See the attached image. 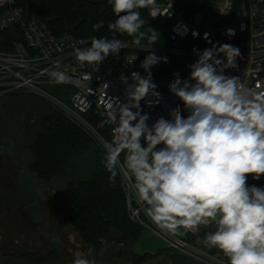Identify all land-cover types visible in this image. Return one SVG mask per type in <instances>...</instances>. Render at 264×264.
<instances>
[{
  "label": "clouds",
  "instance_id": "obj_1",
  "mask_svg": "<svg viewBox=\"0 0 264 264\" xmlns=\"http://www.w3.org/2000/svg\"><path fill=\"white\" fill-rule=\"evenodd\" d=\"M117 19L107 27L113 38L93 37L90 47L75 48L81 66L100 65L109 55L118 56L126 48L146 51L140 64L145 75L133 71L124 100L109 97L105 103L115 124L113 139L105 145V169L114 183L118 173L128 179L145 215L160 229L176 233L215 224L205 234L206 247L223 253L228 264H264V187L249 185L248 179L264 176V92L248 89L239 76L226 74L237 69L240 49L231 44L215 45L202 52L188 78L174 73L169 92L183 105L169 110L149 123L141 101L158 105L161 94L152 80L151 68L167 63L153 45L158 32L141 29L146 21L141 10H151L156 0H108ZM94 24L93 30L103 26ZM242 29L244 25L241 26ZM234 35L233 29L227 30ZM116 34L132 37L130 41ZM147 41V45L142 41ZM131 64V60L125 58ZM55 62L54 69H59ZM45 70L51 81L65 83L64 71ZM87 78V77H86ZM108 88V84L105 83ZM123 155V160L121 156ZM92 250L77 256L72 264H96L89 259Z\"/></svg>",
  "mask_w": 264,
  "mask_h": 264
},
{
  "label": "built area",
  "instance_id": "obj_2",
  "mask_svg": "<svg viewBox=\"0 0 264 264\" xmlns=\"http://www.w3.org/2000/svg\"><path fill=\"white\" fill-rule=\"evenodd\" d=\"M21 1L0 0V34L8 31L13 34L8 38L0 37V47H3L0 48V96L24 92L45 97L105 148L109 141L99 132V127L109 128L111 140L115 127L105 103L109 97L124 100L126 85L121 77L127 76L128 83H132L133 71L146 74L140 67L146 51L126 48L118 56L109 55L98 66H81L74 50L90 47L91 39L96 36H76L70 32L56 34L38 14H26ZM150 8L157 16L152 18L149 8H145L149 17L159 22L165 31V36L158 38L153 50L181 61L180 67H171L173 75L179 73L181 79L188 78L189 66L198 58L194 49L202 52L227 43L238 47L241 57L237 58V69H228L226 74L239 76L248 89L264 92V0H156L155 7L150 5ZM228 29H233L235 34L228 35ZM142 44L147 45V41ZM133 57L137 59L131 64L125 59ZM55 62H59V69H54ZM163 68L162 62L151 68L152 80L161 94L160 103L149 107L141 101L143 112L150 115V124L160 116L170 118L169 110L177 105L187 115L182 103L169 92V84L174 79L162 75ZM47 69L64 71L68 80L62 84L52 82ZM52 86L63 87L64 97L54 93ZM92 119L97 121V126ZM121 176L128 215L133 222L161 237L168 249L176 250L188 259L203 264H228L227 260L193 242L192 237L215 224L189 231L182 229L185 237L160 229L145 215L131 182L122 173Z\"/></svg>",
  "mask_w": 264,
  "mask_h": 264
},
{
  "label": "trees",
  "instance_id": "obj_3",
  "mask_svg": "<svg viewBox=\"0 0 264 264\" xmlns=\"http://www.w3.org/2000/svg\"><path fill=\"white\" fill-rule=\"evenodd\" d=\"M20 5L26 14H38L56 34L70 32L76 36L113 38L107 25L117 17L108 0H22ZM141 16L146 21L142 31L147 32L152 27L160 38L165 36L164 29L149 17L146 9L141 10ZM101 21L104 22L103 26L94 31L93 25ZM12 35L8 31L0 34V37ZM116 38L123 41L132 39L126 34H116ZM160 42L165 43L163 40ZM147 54L143 53L145 56ZM157 55L168 60L164 63L162 75L174 79L171 67H180L181 61L173 56ZM51 89L64 97L63 87L52 86ZM92 122L98 125L96 120L92 119ZM99 132L107 141H111L108 127H99ZM14 148L19 154H29L28 172L41 183L52 187L57 182L74 180L73 184L66 186L70 209L68 222L83 244L101 249L110 236L123 235L132 242L142 236L143 227L128 215L121 173H118L114 183L109 180L110 173L104 166L105 148L61 110L51 105L41 114L37 113L33 127L14 140ZM248 184L264 187L261 179L254 181L249 177ZM209 231L205 230L192 238L204 236ZM211 253L214 254L213 251ZM142 258L136 255V262L131 264H140ZM61 260L56 251L42 254L25 250L13 254L6 264H59Z\"/></svg>",
  "mask_w": 264,
  "mask_h": 264
},
{
  "label": "rangeland",
  "instance_id": "obj_4",
  "mask_svg": "<svg viewBox=\"0 0 264 264\" xmlns=\"http://www.w3.org/2000/svg\"><path fill=\"white\" fill-rule=\"evenodd\" d=\"M51 105L55 107L47 98L29 93L0 97V264L25 250L42 254L56 251L62 259L59 264H72L89 249L92 253L88 258L95 259L96 264H131L136 262V255L143 257L140 264H203L169 250L166 242L148 229L135 242L123 235L110 236L101 249L79 240L68 222L66 186L74 180L52 187L41 183L28 172L29 154H19L14 148V140L33 127L37 113ZM261 180L264 184V176ZM176 234L186 236L182 229ZM204 236L193 242L227 260L217 249L205 246Z\"/></svg>",
  "mask_w": 264,
  "mask_h": 264
},
{
  "label": "water",
  "instance_id": "obj_5",
  "mask_svg": "<svg viewBox=\"0 0 264 264\" xmlns=\"http://www.w3.org/2000/svg\"><path fill=\"white\" fill-rule=\"evenodd\" d=\"M251 178V176H249ZM252 179V178H251ZM261 179V178H260Z\"/></svg>",
  "mask_w": 264,
  "mask_h": 264
}]
</instances>
